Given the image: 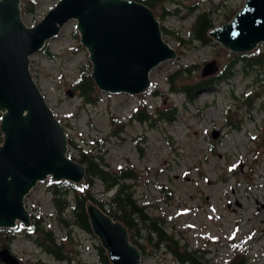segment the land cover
<instances>
[{
	"label": "rangeland",
	"instance_id": "374dc122",
	"mask_svg": "<svg viewBox=\"0 0 264 264\" xmlns=\"http://www.w3.org/2000/svg\"><path fill=\"white\" fill-rule=\"evenodd\" d=\"M58 1L37 0L33 12L21 10V18L33 26ZM217 1L163 0L151 9L165 29L163 39L177 53L175 59L159 63L149 74V86L164 91V97L149 95L147 89L139 94L101 92L97 103H84L73 85L81 74L91 72V62L75 19L30 55L29 71L67 139H72L73 144H67L72 159L76 161L83 151L101 155L110 171L134 167L139 175L132 188L137 204L149 217L161 218L167 232L181 244L198 250L201 264H229L239 256L245 258V264H264V69L245 72L238 68L233 77L211 91L197 90L192 102L181 93L170 92L167 83V75L178 65L194 66L186 80L196 83L210 77L201 76L206 62L215 60L220 69L229 54L236 53L211 36L215 44L205 46L189 37L194 18L189 6L210 7ZM226 1L214 13L215 26L227 23L223 18L227 9L238 11L245 2ZM255 49H264V42ZM141 104L148 113L176 105L178 113L172 122L155 115L151 125L130 120ZM1 114L0 110V118ZM227 121L237 123L238 128ZM50 181L36 183L24 198L31 220L43 218L55 237L65 241L67 264H100L94 235L69 226L67 236V229L58 221ZM92 193L106 202L113 191L105 192L94 181ZM66 218L70 220L68 215ZM22 228L17 222L13 228L3 229L0 250L7 247L20 264H61L23 237ZM139 242L146 252L140 264H175L165 249L155 251L143 240Z\"/></svg>",
	"mask_w": 264,
	"mask_h": 264
},
{
	"label": "water",
	"instance_id": "95a60500",
	"mask_svg": "<svg viewBox=\"0 0 264 264\" xmlns=\"http://www.w3.org/2000/svg\"><path fill=\"white\" fill-rule=\"evenodd\" d=\"M71 19L89 52L90 76L102 92L142 93L149 87L151 69L177 56L153 11L135 0H59L33 26L21 18V0H0L2 229L17 222L30 227L24 198L36 183L50 178L80 184L84 179L85 166L66 155L65 131L29 71L30 55ZM208 34L230 52L252 51L264 42V0H245L229 22ZM200 72L203 77L216 74V61L206 62ZM85 209L109 263L140 264L141 252L130 243L125 226L95 204L87 202ZM0 262L20 264L7 247L0 250Z\"/></svg>",
	"mask_w": 264,
	"mask_h": 264
},
{
	"label": "trees",
	"instance_id": "16d2710c",
	"mask_svg": "<svg viewBox=\"0 0 264 264\" xmlns=\"http://www.w3.org/2000/svg\"><path fill=\"white\" fill-rule=\"evenodd\" d=\"M135 1L147 5L150 9H154L155 5L163 0ZM36 4L37 0H21V10H23V13L33 12ZM210 5V7L189 6V11L194 14L190 25L189 37L193 41L198 42L200 46L215 44L208 33L215 26L214 13L220 12L227 5V1L219 0L212 2ZM236 12L235 8L227 9L223 15L224 21L228 22ZM165 13L171 14V11H166ZM163 30L165 29L161 27L162 32ZM74 35L77 36L76 31ZM192 67L178 65L167 75L169 91L183 94L187 101L190 102L194 100L197 90L211 91L216 84L233 77L239 69L245 72H247L248 68L252 69L254 67L264 69V49H255L247 53L229 54V58L224 61L215 75L201 79L196 83H188L186 80L195 71V68ZM73 90L77 92L86 104H95L102 99L101 91L96 87L90 73L81 74L75 81ZM146 93L159 97L166 95L164 91L159 90L154 85L149 86ZM177 113L178 108L176 105H171L168 109L156 108L152 113H148L145 104H141V107L133 113L130 120L149 122L151 125L156 119L155 117H158L167 122H172L175 120ZM227 122L234 128H238L237 123ZM2 140L0 132V143ZM67 143L72 145V139L68 138ZM67 155L71 157L68 152ZM76 161L85 166V175L82 183L73 184L66 181H50L48 183L58 221L67 229V236H69L71 231L69 226H76L83 232L93 235L85 209L86 203L90 202L114 221H118L125 226L130 243L136 246L141 255H146V252L144 244L139 242V240H143L146 245L154 248L155 251L160 248L165 249L175 264H201L200 259L202 257L198 254V250H190L186 245L181 244L174 234L167 232L164 221L161 218L149 217L145 208L137 204L132 188L139 179V175L134 170V167L125 166L122 169L110 171L101 155L83 151H80ZM94 181H99L105 192L113 191V194L106 202L98 200L92 193ZM158 189L163 191L160 187ZM66 215L69 216L70 220L66 218ZM2 230L0 229V232H3ZM5 233H10V231L5 230ZM22 236L31 239L35 245L52 256L57 262L61 264L69 263L65 241L58 240L55 237L53 231L46 227L43 218L32 217L30 227L27 229L22 228ZM95 248L100 264H110L101 245L98 243ZM229 264H245V258L243 256L235 257Z\"/></svg>",
	"mask_w": 264,
	"mask_h": 264
}]
</instances>
